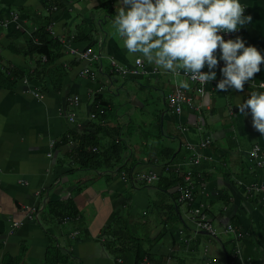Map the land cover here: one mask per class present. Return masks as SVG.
Wrapping results in <instances>:
<instances>
[{
  "label": "crops",
  "instance_id": "1",
  "mask_svg": "<svg viewBox=\"0 0 264 264\" xmlns=\"http://www.w3.org/2000/svg\"><path fill=\"white\" fill-rule=\"evenodd\" d=\"M240 2L251 21L235 38L264 55V0ZM121 6L122 0H0V19L18 15L0 25V264H47L59 250L67 264H134L137 246L161 264H264V165L248 157L255 143L264 155V136L250 111L237 107L252 91H264V64L243 91H220L218 50L216 78L202 95L183 72L165 73L146 61L132 72L139 57L127 53L113 24ZM41 28L62 43L56 64L66 70L60 77L55 69L43 83L28 77L38 56L22 52ZM70 48H90L98 57L85 62ZM111 60L129 73L112 71ZM83 66L95 76L80 75ZM181 80L190 84L184 90L198 108L177 114L165 94ZM75 94L80 103L69 122L67 98ZM98 100L105 115L91 119ZM73 133L93 134L101 151L86 165H79L77 143L68 140ZM205 137L210 143L193 164L186 144ZM134 162L135 174L156 171L158 178L131 184L117 167ZM167 163L192 171L194 206L203 209L215 236L185 225L186 208L173 192L179 177L163 171ZM253 183L260 189L247 192ZM69 200L77 214L65 218L69 210L55 203ZM227 224L240 238L225 230Z\"/></svg>",
  "mask_w": 264,
  "mask_h": 264
},
{
  "label": "clouds",
  "instance_id": "2",
  "mask_svg": "<svg viewBox=\"0 0 264 264\" xmlns=\"http://www.w3.org/2000/svg\"><path fill=\"white\" fill-rule=\"evenodd\" d=\"M244 10L240 0H122L113 24L127 53L139 57L137 65L146 61L165 73L183 72L205 86L216 78L219 50L224 66L216 88L243 91L260 72L264 55L243 39L225 40L221 33L236 32L250 22ZM205 66L209 71H202ZM178 86L190 89L187 80ZM237 107L243 114L250 111L253 127L264 136V91H252Z\"/></svg>",
  "mask_w": 264,
  "mask_h": 264
},
{
  "label": "built area",
  "instance_id": "3",
  "mask_svg": "<svg viewBox=\"0 0 264 264\" xmlns=\"http://www.w3.org/2000/svg\"><path fill=\"white\" fill-rule=\"evenodd\" d=\"M17 16L18 15L16 13H12L11 19H9V20L0 19V25L6 26L8 24V22H11L10 20L16 19ZM49 27H50V25H49ZM221 35L224 37L225 40L236 39L235 38V32H233V33H221ZM34 40L37 41L36 38H34ZM70 52L76 53L78 56V59H81L85 62H89L92 59H97V57H98V54H96L90 48H86L82 51H77L73 48H70ZM137 59H139V58H135V60H134L135 69L132 70V72H136L137 71L136 67L141 66V65L136 64ZM111 64H112L111 65L112 71L117 72L121 75H126L127 73H129V71L127 69L123 68L122 66L117 65L113 60H111ZM79 74L82 76H89L91 78H93L95 76V72L86 66H83L80 69ZM187 78L189 79L188 76H187ZM23 81L26 82V79L23 78ZM191 82H193V81H191ZM193 83H195L194 91L196 93L202 95L203 92H201L200 89H201V87L204 88V86H201L197 82H193ZM27 91L33 93L36 97H39V98H42V96H43L39 91L34 90V89H28ZM165 100H166L167 105L177 114L181 113L185 107L193 108V109L198 108L196 105H193L192 97L190 95H187L185 90L180 88L178 85H175V87L173 89H171L170 91H168L165 94ZM79 103H80V98L78 95L75 94L72 96H68L67 104H68L69 110L67 112V119L69 120V122L75 121L76 110L79 106ZM105 109H106V107H103L100 100H98L95 103V111L90 112L89 117L91 119H95L98 117V115L103 114L105 112ZM199 128H201V124H199ZM183 130H184V128H183ZM209 143H210V139L208 137H205L203 140L199 141L198 144H193V143H187L186 144V148L191 151V154H192L191 160H192L193 164H198L201 161L202 157H201L200 150L205 148ZM92 149L96 150V147H93ZM248 157L254 166L260 167V166L264 165V155L262 153L261 147L257 143L253 144L252 147L250 148V150L248 152ZM162 169L166 173L175 174L176 176L179 177V181L176 183L173 192L175 194V200L177 201V203L180 206H183L186 208V212H185L186 217L185 218L187 221H185V223H186L185 225L191 226L190 224H192L191 227L194 228L195 231H204V232L210 234L211 236H215L216 235V229L213 226V224L210 222V220L207 219L205 217V215L203 214V209L201 207H198V206L195 207L194 206V204H195V192L194 191H195L196 183L194 181L192 171L190 169H187V168L184 169L181 166V164H179V163L164 164ZM121 173H122V175L125 176V173H123V172H121ZM157 178H158V173L156 171H149V172H145L142 174H135V172H134V180L135 179L141 180L145 183H152ZM260 187H261V189L264 190V188L262 186H260ZM260 187L253 183L246 188L247 189L246 191L248 192L250 189L251 190L252 189L259 190ZM202 188H203V186H202ZM16 224H17V222L14 223V225H16ZM225 230L228 232H231L234 235V237L240 238V235H241L240 232H237L231 224H227L225 227ZM235 252L240 253V250L236 249ZM239 257H240V255H239ZM234 258H235V255H234ZM144 260L147 262L148 261L147 257H144ZM230 263H234V261H231Z\"/></svg>",
  "mask_w": 264,
  "mask_h": 264
},
{
  "label": "trees",
  "instance_id": "4",
  "mask_svg": "<svg viewBox=\"0 0 264 264\" xmlns=\"http://www.w3.org/2000/svg\"><path fill=\"white\" fill-rule=\"evenodd\" d=\"M38 34V33H37ZM49 35V32L47 31L46 28H41L40 34L38 36H30L28 39L25 41V48L23 49L24 54H34L38 56V59L36 61V66L34 70L32 71V74L28 75L29 79H33L36 81H39L41 83L43 80V77L47 76V79L51 80L53 79V74H55L54 70L58 69L60 72V77L65 74V69H63L60 64H56V61L58 58H60L63 54L62 50V43L57 40L56 38H51ZM34 38L37 39V41L34 40ZM7 69V68H6ZM0 72L3 73L4 69L2 66H0ZM6 72H9V70H6ZM12 73V72H11ZM14 73L17 75L20 74V72L14 71ZM48 80V81H49ZM50 82V81H49ZM103 107H105V104H102ZM105 115V112L101 115H98V118ZM102 120V119H101ZM94 135L93 134H77L73 133L72 136L70 135V138L68 140H73L77 143V151H76V156L79 157V160H81V163L79 164L80 166L86 165L88 162L92 161L101 153V151L98 153L96 150H93L92 148L94 145L97 143L95 140H93ZM63 142V140H62ZM115 146L112 145L113 148H117V150H121L119 143L115 142ZM117 164V161L113 163L112 165L115 166ZM137 163L134 162L133 165H124L122 164L120 167H117L118 170L124 169L123 173H125V176L129 180V182L132 184L134 182V172H133V167ZM179 180V178H178ZM178 182V181H177ZM175 197V196H174ZM175 199V198H174ZM67 201V200H65ZM64 201V203H55V206H58L59 209L66 208L70 211L73 212V214H68L63 215L62 217H67V215H76L77 211L73 207L72 202L69 200L67 203ZM176 201V200H175ZM177 203V201H176ZM178 204V203H177ZM140 245V244H138ZM63 250H59V252H55L53 256H48L47 257V264H67L66 263V252ZM143 257H147L149 264H161L156 262L153 258L151 253L147 250H142L140 246H137L135 249V258L136 261L134 264H145L143 262ZM163 264V263H162Z\"/></svg>",
  "mask_w": 264,
  "mask_h": 264
}]
</instances>
